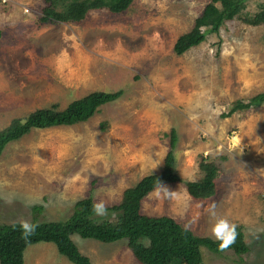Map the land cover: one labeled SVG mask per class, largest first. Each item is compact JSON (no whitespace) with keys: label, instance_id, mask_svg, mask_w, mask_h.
Segmentation results:
<instances>
[{"label":"rangeland","instance_id":"rangeland-1","mask_svg":"<svg viewBox=\"0 0 264 264\" xmlns=\"http://www.w3.org/2000/svg\"><path fill=\"white\" fill-rule=\"evenodd\" d=\"M211 2L134 0L122 13L91 11L82 23L41 22L45 0L0 5V131L95 91L121 94L88 122L33 129L7 144L0 157V224L67 221L89 197L119 204L126 190L164 169L174 148L185 181L205 177L204 159L218 165L216 192L196 200L185 183L164 184L171 194L152 191L143 211L214 238L215 204L220 216L243 227L251 249L219 255L202 247L204 264H264V104L249 103L264 93V25L235 18L177 54L178 38ZM245 3L244 13L254 15L264 0ZM73 238L95 264H143L127 240ZM25 260L73 264L46 242L30 245Z\"/></svg>","mask_w":264,"mask_h":264},{"label":"trees","instance_id":"trees-1","mask_svg":"<svg viewBox=\"0 0 264 264\" xmlns=\"http://www.w3.org/2000/svg\"><path fill=\"white\" fill-rule=\"evenodd\" d=\"M246 0H212L203 14L196 20L194 28L180 36L174 50L182 55L191 48L206 41L210 33H218L225 22L241 19L243 22L259 26L264 25V3L254 15L244 13ZM41 22L44 23H82L91 11L108 9L113 13H122L134 0H45ZM216 18L210 29L208 21ZM120 92L95 91L80 99L73 100L65 109L57 105L42 108L29 114L26 118L14 119L12 124L0 131V157L9 142L17 141L31 130L46 129L56 126H72L88 122L94 118L102 106L120 97ZM251 106L264 104V93L249 101ZM243 102H238L237 106ZM172 136H177L176 130ZM175 143L173 141L172 146ZM171 146V147H172ZM176 154L170 149L164 169L144 177L137 185L124 193L119 204L107 206V215L97 216L92 210L96 201L86 198L76 203L73 214L67 221L41 222L38 218L32 223L39 227L34 235L22 238L20 224H0V264H26L25 252L30 245L41 242L53 243L61 255L73 264H95L84 254L74 235L114 243L127 240L135 257L143 264H204L201 248L206 247L219 255L227 250L237 254L250 252L251 247L244 239L243 227L237 225L236 242L225 251L219 250V241L212 237L196 235L190 228L177 219L168 216H149L143 211L146 197L157 189L158 180L163 184L185 183L190 195L196 200L211 198L216 192V178L219 167L215 162L201 163L205 177L200 181H185L176 170ZM33 210L43 211L35 206ZM185 260V262H183Z\"/></svg>","mask_w":264,"mask_h":264},{"label":"clouds","instance_id":"clouds-1","mask_svg":"<svg viewBox=\"0 0 264 264\" xmlns=\"http://www.w3.org/2000/svg\"><path fill=\"white\" fill-rule=\"evenodd\" d=\"M163 192L165 194H171L172 191L168 189L160 180H158L157 184V195L159 196L160 193ZM26 206H29L26 203ZM92 210L97 216H105L107 215V206L101 200L93 204ZM210 216L214 220V223L211 227L212 236L219 241V250L225 251L229 247H231L237 240L238 232H237V225L230 222L226 217L220 216L216 212L215 204L212 205ZM22 238L27 239L28 237L35 234L36 229L39 227L37 223H32L28 220H22L20 222Z\"/></svg>","mask_w":264,"mask_h":264},{"label":"built area","instance_id":"built-area-1","mask_svg":"<svg viewBox=\"0 0 264 264\" xmlns=\"http://www.w3.org/2000/svg\"><path fill=\"white\" fill-rule=\"evenodd\" d=\"M7 0H0V5H6Z\"/></svg>","mask_w":264,"mask_h":264},{"label":"crops","instance_id":"crops-1","mask_svg":"<svg viewBox=\"0 0 264 264\" xmlns=\"http://www.w3.org/2000/svg\"><path fill=\"white\" fill-rule=\"evenodd\" d=\"M243 231H244V229H243Z\"/></svg>","mask_w":264,"mask_h":264}]
</instances>
